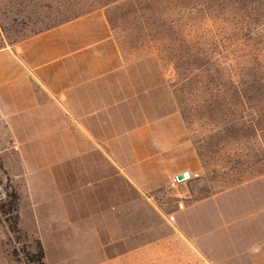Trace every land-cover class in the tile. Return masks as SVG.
<instances>
[{
    "label": "rangeland",
    "instance_id": "1",
    "mask_svg": "<svg viewBox=\"0 0 264 264\" xmlns=\"http://www.w3.org/2000/svg\"><path fill=\"white\" fill-rule=\"evenodd\" d=\"M97 11L124 63L106 78L115 82L110 95H131L134 115L176 113L179 125L169 128L183 148L175 160L197 174L178 190L189 201L225 192L219 201L231 236L199 249L91 243L45 226L37 238L36 216L24 199L14 235L8 223L17 190L0 158V264H33L36 239L46 264H264V0H0V37L14 44ZM176 192L133 200V237L140 223L150 228L147 239L167 234L151 210L178 208Z\"/></svg>",
    "mask_w": 264,
    "mask_h": 264
},
{
    "label": "crops",
    "instance_id": "2",
    "mask_svg": "<svg viewBox=\"0 0 264 264\" xmlns=\"http://www.w3.org/2000/svg\"><path fill=\"white\" fill-rule=\"evenodd\" d=\"M123 65L98 11L14 44L0 37V158L17 190L18 223L24 199L36 216L37 238L44 226L91 243L199 249L219 243L221 234L230 238L219 201L225 192L189 201L178 190L196 172L175 160L183 148L170 133L173 121L179 125L176 113L134 115L131 95H110L115 82L106 78ZM184 171L189 178L174 183ZM161 189L177 191L178 208L151 210L167 234L147 239L150 228L140 223L133 237V200H150Z\"/></svg>",
    "mask_w": 264,
    "mask_h": 264
},
{
    "label": "trees",
    "instance_id": "3",
    "mask_svg": "<svg viewBox=\"0 0 264 264\" xmlns=\"http://www.w3.org/2000/svg\"><path fill=\"white\" fill-rule=\"evenodd\" d=\"M11 198L12 201L10 202V206H15L14 210H15V218L11 223H8V229L9 231L16 235L19 234L20 232V228L18 227V214H17V194L16 193H11ZM2 208V206H1ZM18 236V235H17ZM19 238V236L17 237ZM36 244V250L31 254V261L33 262V264H46L44 261V252L42 249V246L40 244V241L38 239L35 240Z\"/></svg>",
    "mask_w": 264,
    "mask_h": 264
},
{
    "label": "water",
    "instance_id": "4",
    "mask_svg": "<svg viewBox=\"0 0 264 264\" xmlns=\"http://www.w3.org/2000/svg\"><path fill=\"white\" fill-rule=\"evenodd\" d=\"M189 178V173L187 171L181 172L175 176L178 182L185 181Z\"/></svg>",
    "mask_w": 264,
    "mask_h": 264
},
{
    "label": "built area",
    "instance_id": "5",
    "mask_svg": "<svg viewBox=\"0 0 264 264\" xmlns=\"http://www.w3.org/2000/svg\"><path fill=\"white\" fill-rule=\"evenodd\" d=\"M194 176H197V174H194ZM173 182L178 183V181L175 178L173 179Z\"/></svg>",
    "mask_w": 264,
    "mask_h": 264
}]
</instances>
